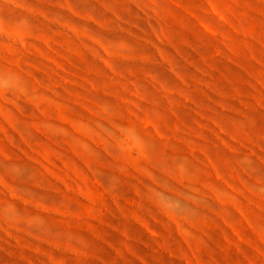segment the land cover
Segmentation results:
<instances>
[{
	"label": "rangeland",
	"instance_id": "obj_1",
	"mask_svg": "<svg viewBox=\"0 0 264 264\" xmlns=\"http://www.w3.org/2000/svg\"><path fill=\"white\" fill-rule=\"evenodd\" d=\"M0 264H264V0H0Z\"/></svg>",
	"mask_w": 264,
	"mask_h": 264
}]
</instances>
